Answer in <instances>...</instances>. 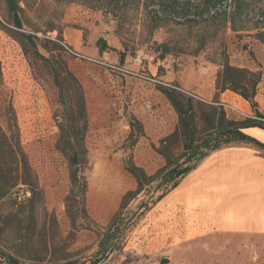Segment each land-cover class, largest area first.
<instances>
[{
  "label": "rangeland",
  "instance_id": "rangeland-1",
  "mask_svg": "<svg viewBox=\"0 0 264 264\" xmlns=\"http://www.w3.org/2000/svg\"><path fill=\"white\" fill-rule=\"evenodd\" d=\"M16 2L18 32L35 38L36 52L26 41L23 50L0 0V128L27 165L23 173L9 149L0 153V249L22 264H94L122 197L137 187L125 165L148 178L166 165L160 143L178 117L162 90L218 105L202 93L214 76L216 88L223 62L263 77L264 0ZM67 29L81 35L82 48L63 38ZM237 100L232 108L254 114ZM224 112L228 120L244 119ZM199 117L200 130L207 116ZM180 151V142L170 147L173 160ZM150 184L123 217L161 195L163 189L151 194L157 180ZM156 205L99 264H264V238L180 234L161 245Z\"/></svg>",
  "mask_w": 264,
  "mask_h": 264
},
{
  "label": "crops",
  "instance_id": "crops-1",
  "mask_svg": "<svg viewBox=\"0 0 264 264\" xmlns=\"http://www.w3.org/2000/svg\"><path fill=\"white\" fill-rule=\"evenodd\" d=\"M63 38L82 48L78 32L65 30ZM262 76V75H261ZM206 100L216 96L221 104H237L239 96L217 92L215 76L202 93ZM244 105L251 111L250 105ZM255 103L264 116V74L257 86ZM242 132L264 145V129L248 127ZM155 226L162 244H173L184 236L189 240L224 237L264 238V155L245 144L231 145L210 153L155 208ZM166 229V230H165ZM160 238V237H159Z\"/></svg>",
  "mask_w": 264,
  "mask_h": 264
},
{
  "label": "trees",
  "instance_id": "trees-1",
  "mask_svg": "<svg viewBox=\"0 0 264 264\" xmlns=\"http://www.w3.org/2000/svg\"><path fill=\"white\" fill-rule=\"evenodd\" d=\"M5 3L8 13L11 16L12 26L17 30L14 34L17 35L23 50L26 48L24 44V41H26L36 52L35 38L31 35L18 32L22 29L19 16L21 9L18 3L16 0H5ZM259 40L264 43L263 34H260ZM97 43L100 46L99 51L102 52L105 49V43L101 40ZM53 72L57 78V84L62 88L58 81L59 74L56 70H53ZM260 81L261 74L235 68L230 66L227 62H223L222 70L217 74L216 90L219 93L229 91L238 95L255 111L254 114L257 118L264 119V116L257 111V105L255 103L257 86ZM162 91L178 117V124L174 132L160 143L162 148L160 155L165 159L166 165L162 171L152 178H148L140 168L130 163L125 165V170L134 178L137 187L135 191L127 192L122 197L118 212L110 220L107 230L104 232L99 242V253H101L102 257L96 260L94 264L101 263L113 252L117 248L121 236L132 225L134 220L140 217L143 211L156 205L166 194L174 190L183 177L192 171L210 153L223 147L245 144L261 151L264 155V145L256 142L242 132L243 129L248 127L264 129L263 123L250 119L239 122L228 120L223 108L218 105L204 106L201 103H195L191 98H184L172 90L163 89ZM83 107L84 104L82 102V108ZM197 111L199 116L200 114L207 116L206 122L202 120L203 123L207 125L205 124L206 127L200 130L197 125L200 118L197 116ZM131 125L133 126V124ZM85 126L86 123H84L83 130ZM179 142L181 143V151L179 156L173 160L172 158L174 156L170 152V147ZM4 149H9L16 156L17 165L21 167V172H26L27 165L21 152L14 145H11L9 139L0 128V153ZM155 179L157 180V184L154 186L151 194L153 195L155 192L163 189L161 195L154 201L141 203L137 211L134 212L130 218L126 219L123 217V212L127 206L143 191H147V187L151 185L150 182ZM84 188L85 187L82 185L81 189ZM0 259V264H22L12 254L4 252L1 249ZM67 264L75 263L71 262Z\"/></svg>",
  "mask_w": 264,
  "mask_h": 264
},
{
  "label": "built area",
  "instance_id": "built-area-1",
  "mask_svg": "<svg viewBox=\"0 0 264 264\" xmlns=\"http://www.w3.org/2000/svg\"><path fill=\"white\" fill-rule=\"evenodd\" d=\"M257 19L260 20V21H263L262 18H257ZM66 49L69 50L68 48H66ZM191 97H194V96H191ZM218 106H220V107H222V108H224V109L233 110V111L239 113V114L244 118L243 120L250 119V120L258 121V122H261V123L264 124V119H263V118H257V117L255 116V114H253V115H250V114H244V113L239 112L238 110H235V109L232 108L231 106H228V105H225V104H221V103H219ZM224 109H223V110H224Z\"/></svg>",
  "mask_w": 264,
  "mask_h": 264
},
{
  "label": "water",
  "instance_id": "water-1",
  "mask_svg": "<svg viewBox=\"0 0 264 264\" xmlns=\"http://www.w3.org/2000/svg\"><path fill=\"white\" fill-rule=\"evenodd\" d=\"M75 158H76V154H74V156H73V161H72L73 164L76 166L77 164H76ZM167 262H168L167 259H162V260L160 261V264H167Z\"/></svg>",
  "mask_w": 264,
  "mask_h": 264
}]
</instances>
